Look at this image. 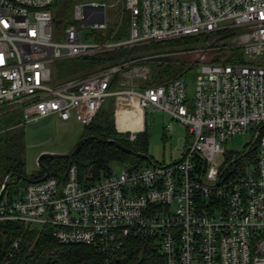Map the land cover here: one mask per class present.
Segmentation results:
<instances>
[{
    "label": "built area",
    "instance_id": "2783aa9c",
    "mask_svg": "<svg viewBox=\"0 0 264 264\" xmlns=\"http://www.w3.org/2000/svg\"><path fill=\"white\" fill-rule=\"evenodd\" d=\"M53 2L0 0V113L20 110L22 123L56 115L88 124L113 96L143 113H166L167 129L181 123L190 141L178 160L121 164L91 183L80 179L75 163L62 178L27 182L16 196L3 183L0 220L47 224L58 244L93 245L107 253L137 236L152 242L165 264H264V0H70L60 40ZM200 34L208 36V60L163 83L140 86L150 78V63L172 61L173 52H125L89 71L58 81L51 76L49 63L56 59ZM158 55L173 58L151 59ZM192 70L196 83L188 94ZM128 131L135 140L136 131ZM244 132L252 134L251 143L217 165L225 142ZM253 150L254 160L249 156L226 171L239 154ZM17 246L15 240L0 264Z\"/></svg>",
    "mask_w": 264,
    "mask_h": 264
},
{
    "label": "trees",
    "instance_id": "16d2710c",
    "mask_svg": "<svg viewBox=\"0 0 264 264\" xmlns=\"http://www.w3.org/2000/svg\"><path fill=\"white\" fill-rule=\"evenodd\" d=\"M67 3L71 4L70 0H54L52 4L57 6L61 4V9H63ZM54 18L58 20L56 19L58 15L55 14ZM123 32L117 33L115 37H121ZM207 39L208 36L205 34L188 35L171 40L136 45L127 50L117 49L113 52L97 53L80 58L84 61L83 70L89 71L98 62L108 58H119L125 52L136 56L171 52L174 50H164L160 46L169 42L176 43L178 47L179 44H188L189 46L195 45L199 41L205 42ZM142 46L149 47V50L141 48ZM177 60L150 63V78L141 81L140 86L163 83L182 74L190 67L182 65ZM113 110L114 103L112 101L111 105L108 107L101 106L95 113L93 118L101 114L104 115V120L101 123H95L92 118L88 124H84V132L80 138L84 136L86 138L71 157H44L41 159L48 166L49 175L62 178L67 166L75 163L80 179L91 183L112 172L111 165L114 162L124 164L128 168L141 165L142 162L151 163L149 157L127 153L111 142V140H117L134 151L146 152L147 141L144 130L136 133L135 140H129L127 133L118 132L115 128ZM15 111L16 109H11L0 113V186L11 173L27 175L24 168V143L22 141L24 123L21 122V114H17ZM129 125L130 123L127 124V127L131 128ZM225 154L227 156L233 155L228 151ZM249 156L250 159L254 160V150L246 157H240L239 154L232 164L235 166L249 160ZM230 158L224 161V165L228 164ZM43 173L44 171L39 167L37 172L27 176L37 178ZM26 183L27 181L23 179L10 177L5 185V190L8 194L16 196ZM51 230L52 227L47 224L25 226L18 221L0 220V261L7 254L12 243L18 240V246L12 251L6 264H165L164 257L157 247L144 238L129 236L116 253H107L98 250L93 245L58 244L51 236Z\"/></svg>",
    "mask_w": 264,
    "mask_h": 264
},
{
    "label": "rangeland",
    "instance_id": "374dc122",
    "mask_svg": "<svg viewBox=\"0 0 264 264\" xmlns=\"http://www.w3.org/2000/svg\"><path fill=\"white\" fill-rule=\"evenodd\" d=\"M53 16L58 15V19L53 23V29L56 33L55 39H61V18L64 22L70 20L72 13V6L67 3L63 9L60 5H51ZM109 9L107 12L109 13ZM115 14L118 16L119 10ZM55 19V18H54ZM128 22L127 12L122 13L121 25H126ZM181 38V37H179ZM171 40V39H170ZM204 41H199L195 45H181L176 46V43L169 42L160 48L166 50L171 49L174 51L175 59L182 63L184 66L192 67L200 61L208 60L207 55H203ZM141 48L149 47L142 46ZM207 51V50H206ZM113 52V51H108ZM206 53V52H205ZM191 63L190 65L187 63ZM51 69V76L58 81L65 77H70L86 70L84 68V61L79 57L60 58L49 63ZM196 70L190 71L186 75V84L188 94L192 93L196 83ZM54 80V79H53ZM113 101V96L106 97L102 107H108ZM125 101L118 100L117 103V123L114 121L115 128H120L121 133L128 135L127 124L125 123ZM135 104V110L129 112V120L131 128L136 129L141 124V113ZM19 112V113H18ZM21 114L20 110L15 111ZM104 120V115H99L93 118L95 123H101ZM167 114L162 111H147L144 115L143 129L146 137V152L144 153L151 159V163H170L178 160L183 152V144L190 141V136L187 133L184 125L177 121L172 122V129H167ZM141 130V131H142ZM84 132V124L77 121L74 116L69 119L62 120L56 115L41 117L36 120L29 121L23 124V143H24V168L27 175L35 173L39 169L37 158L42 152L53 153H68L70 152L80 139L81 134ZM253 136L250 132L237 133L225 142V148L228 152L237 155L242 153L245 146L251 143ZM138 141V140H137ZM139 152V151H138ZM233 155L227 156L226 154L219 155L215 159L217 165H222L227 158H232ZM230 158V159H231ZM146 164L142 162L141 165ZM121 163H112L113 171H119ZM237 165H230L226 171H230Z\"/></svg>",
    "mask_w": 264,
    "mask_h": 264
},
{
    "label": "water",
    "instance_id": "95a60500",
    "mask_svg": "<svg viewBox=\"0 0 264 264\" xmlns=\"http://www.w3.org/2000/svg\"><path fill=\"white\" fill-rule=\"evenodd\" d=\"M172 58L173 57L161 56V55L151 57V59L155 60V61H167V60H171ZM85 138H86V136L81 137L78 140V142L76 143L75 147L68 153L42 152L37 158V163L39 164V167L44 171L42 176L37 177V178H32V177H29V176H27L25 174H22V173H11V174L8 175V178H10V177L20 178V179H23V180H25L27 182H37V181L43 180L44 178H46L49 175V168H48V166L46 164H44L41 161V159L44 158V157H52V158L71 157L75 153V151L78 149L80 143ZM111 142H113L114 145L117 146L119 149H121V150H123V151H125L127 153H135L136 155H139L141 157H147L144 153L134 151L132 148H130V147L118 142L117 140H111ZM7 181H8V179H5L4 186L7 184ZM2 191H3V189L1 190L0 194L2 193Z\"/></svg>",
    "mask_w": 264,
    "mask_h": 264
},
{
    "label": "crops",
    "instance_id": "0c3cea01",
    "mask_svg": "<svg viewBox=\"0 0 264 264\" xmlns=\"http://www.w3.org/2000/svg\"><path fill=\"white\" fill-rule=\"evenodd\" d=\"M120 100H124L125 101V105H126V109H125V122L127 123V120L129 116V112H131L132 110H135V107L129 103V101H126L124 98H121ZM113 103H114V110H113V117H114V121L117 123V117H116V112H117V103L115 101V97H113ZM140 113H141V124L138 128L134 129L137 132L141 131L143 129V126H144V115L145 113H143L142 110H138ZM131 120V119H130ZM130 120H129V123H130ZM117 129V128H116ZM129 129V127H127V130ZM122 132V130H121Z\"/></svg>",
    "mask_w": 264,
    "mask_h": 264
}]
</instances>
